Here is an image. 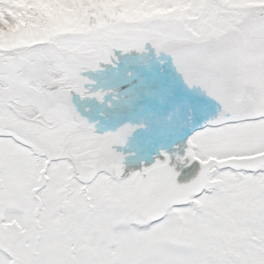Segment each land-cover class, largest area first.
<instances>
[{
	"label": "snow or ice",
	"instance_id": "6c2138e0",
	"mask_svg": "<svg viewBox=\"0 0 264 264\" xmlns=\"http://www.w3.org/2000/svg\"><path fill=\"white\" fill-rule=\"evenodd\" d=\"M0 264H264V0H0Z\"/></svg>",
	"mask_w": 264,
	"mask_h": 264
}]
</instances>
